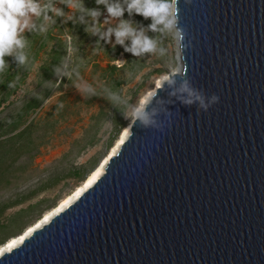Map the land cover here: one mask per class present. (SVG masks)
<instances>
[{
    "label": "water",
    "instance_id": "water-1",
    "mask_svg": "<svg viewBox=\"0 0 264 264\" xmlns=\"http://www.w3.org/2000/svg\"><path fill=\"white\" fill-rule=\"evenodd\" d=\"M177 6L186 77L219 102L182 104L169 73L146 104L163 130L132 121L97 181L0 264H264V0Z\"/></svg>",
    "mask_w": 264,
    "mask_h": 264
},
{
    "label": "rangeland",
    "instance_id": "rangeland-1",
    "mask_svg": "<svg viewBox=\"0 0 264 264\" xmlns=\"http://www.w3.org/2000/svg\"><path fill=\"white\" fill-rule=\"evenodd\" d=\"M51 2L71 14L79 0ZM83 3L86 8L96 7L95 0ZM99 7L102 16L98 19H103L106 14L103 6ZM48 15L54 23L46 33H23L28 40V66H18L8 56V69L0 73V222L7 223L16 212L38 203L0 231V241L33 224L81 183L80 178L70 175L73 168L82 167L87 174L98 165L121 130L132 123L125 112L155 87L156 80L168 76L175 63L170 34L146 31L157 42V50L133 56L111 42L100 40L97 45V37L86 33L84 24L74 22L76 13L73 20L52 12ZM85 20L90 23L88 17ZM134 20L144 26L150 23L140 16ZM65 59L71 75L61 77L56 87L53 67ZM111 65L116 66L112 77L121 82L112 92L104 78L111 73L102 71ZM78 84L90 86L92 93L74 86ZM106 123L111 126L105 127ZM87 128V139L94 135V143L85 147V139L73 144L86 136ZM27 135L37 148L20 146L22 141L29 142Z\"/></svg>",
    "mask_w": 264,
    "mask_h": 264
},
{
    "label": "clouds",
    "instance_id": "clouds-1",
    "mask_svg": "<svg viewBox=\"0 0 264 264\" xmlns=\"http://www.w3.org/2000/svg\"><path fill=\"white\" fill-rule=\"evenodd\" d=\"M192 0H184L190 4ZM178 0H95L96 7L86 8L83 0L75 7L76 18L74 22L84 24V31L91 36L97 37L96 43L103 40L105 44L112 43V46L120 45L125 52L133 56H140L144 53H152L157 50V42L150 38L146 31L170 34L175 44V63L170 67L171 74H178L181 84L177 92L181 94L180 102L185 105H197V111H207L219 102L215 94H206L202 88L192 86V82L186 77L184 71V51L191 46V42L185 41L186 30L181 26L179 19ZM100 5L103 6V19ZM67 7V4H65ZM53 16H64L66 20H73L74 13H65L62 8H57L49 0L44 3L42 0H0V73L8 69V62L5 57L11 56L18 66L27 67L29 56L26 51L28 40L23 35L29 33L44 34L54 23L48 13ZM126 14V15H125ZM134 16H140L143 20H149L146 26L134 20ZM88 17L90 23L85 20ZM128 44H125V41ZM119 67V61L116 62ZM56 79V87H59L60 78H69L71 75L68 69L67 59L53 67ZM161 80H169L168 76H162ZM9 87L13 84L10 82ZM81 91L92 93L91 87L83 88L81 85H74ZM115 96L114 94H111ZM145 96L139 99L135 106L125 112V118H131L134 122L145 128L163 130L164 120L156 119L155 109L146 111V104L150 97ZM175 95V93H173ZM115 99L117 97L115 96ZM62 106V105H61ZM111 125L106 123L105 127Z\"/></svg>",
    "mask_w": 264,
    "mask_h": 264
},
{
    "label": "bare ground",
    "instance_id": "bare-ground-1",
    "mask_svg": "<svg viewBox=\"0 0 264 264\" xmlns=\"http://www.w3.org/2000/svg\"><path fill=\"white\" fill-rule=\"evenodd\" d=\"M162 81L163 80H161V78L156 80L155 87L149 90L146 94H144L142 98H144L146 95L150 96L151 94H153L155 92V89L161 85ZM130 127L131 123L126 125L121 130L115 144L110 148L108 154L101 159L98 165L95 166L88 173L86 178L83 179L81 183L76 186L72 192L64 196L53 208L43 213V215L39 219H37L30 226L26 227L22 233L14 237H10L6 242L0 245V254H2L4 251L11 250L13 247L19 245V243H21L25 237L29 236L34 229L39 228L45 223L49 222L53 215L64 210L67 206L73 203L84 191H86L90 186H92L97 181V179L104 173L105 165L108 159L117 152L121 143H123L124 140L128 137Z\"/></svg>",
    "mask_w": 264,
    "mask_h": 264
},
{
    "label": "trees",
    "instance_id": "trees-1",
    "mask_svg": "<svg viewBox=\"0 0 264 264\" xmlns=\"http://www.w3.org/2000/svg\"><path fill=\"white\" fill-rule=\"evenodd\" d=\"M115 70H116V66H115V65L108 66L107 68H102V71H103L104 73H107L108 71L111 73V74H109L107 77H104V78H106V81H108V83L110 84L109 91H111V92H112V91H116L117 89H119V86H120V84H121V82H120L119 79H116V78H113V77H112L113 74L115 73ZM89 131H90V128H87V129H86V136L81 137V138H79V139H76V140L73 142V144H75V143H79V142H81L82 140H85V139H86L85 147H86L87 145H91V144H93V143H94V139H93V138H94V135H93L92 137H90L89 139H87V135H88ZM20 136H23V133L20 134ZM25 140H26V141L28 140L29 142H23V141H22V142L20 143V146H22V147H23V146H24V147L32 146L33 148H37V147H38L37 145H35V143H34V139H33L30 135H27V136L25 137ZM88 173H89V172H88ZM88 173H87V174H88ZM87 174H84V170H83L82 167H76V168H73L72 173H70V175H73V176H75V177H78V178H80V180L85 179ZM37 204H38V203H36V204H34V205H30V206H28L27 209H22V210L16 212V213L12 216V218H10V219L8 220L9 222H7V223H1V222H0V231H2V230H4V229L8 228V227L10 226L9 223H11V222H16V218L18 219L19 217H21V216L23 215L24 212H26V211H28V210H31L32 208H35V207L37 206ZM9 206H12V205H9ZM6 207H8V205H7ZM40 217H41V216H39L37 219H39ZM27 227H28V226H27ZM24 229H25V228H24ZM23 231H24V230L20 231L18 234L22 233ZM18 234L10 235V236H8L7 238L3 239L2 241H0V245H2L4 242H6L10 237H14V236H16V235H18Z\"/></svg>",
    "mask_w": 264,
    "mask_h": 264
},
{
    "label": "built area",
    "instance_id": "built-area-1",
    "mask_svg": "<svg viewBox=\"0 0 264 264\" xmlns=\"http://www.w3.org/2000/svg\"><path fill=\"white\" fill-rule=\"evenodd\" d=\"M106 14V13H105Z\"/></svg>",
    "mask_w": 264,
    "mask_h": 264
}]
</instances>
